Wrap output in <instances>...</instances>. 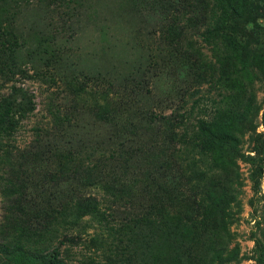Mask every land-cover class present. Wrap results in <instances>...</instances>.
Masks as SVG:
<instances>
[{"label": "rangeland", "instance_id": "obj_1", "mask_svg": "<svg viewBox=\"0 0 264 264\" xmlns=\"http://www.w3.org/2000/svg\"><path fill=\"white\" fill-rule=\"evenodd\" d=\"M184 9L185 0H0V40L9 42L0 95L22 89L34 106L0 141L7 145L0 153L16 159L25 180L22 207L29 215L19 216L51 221L56 235L80 233V245L60 246L67 264H119L123 257L128 264L185 263L193 229L184 221L195 210L170 157L172 130L155 119L180 113L196 88H207L201 68L166 39ZM202 10L184 31L191 39L202 29ZM226 23L244 71L213 94L221 100L238 90L240 114L221 118L222 126L236 124L238 139L220 152L239 179L227 209L228 252L209 264H254V238L264 236V0H238L235 10L227 8ZM17 94L11 99L19 103ZM67 160L95 170L52 183ZM254 169L255 190L248 180ZM207 188L216 199L231 190L215 180ZM73 196L98 200L114 232L107 237L88 215L64 225L55 213ZM161 201L170 214L152 215ZM3 202L0 190V239L9 232ZM107 242L117 256L105 252ZM0 264L43 262L0 254Z\"/></svg>", "mask_w": 264, "mask_h": 264}, {"label": "trees", "instance_id": "obj_2", "mask_svg": "<svg viewBox=\"0 0 264 264\" xmlns=\"http://www.w3.org/2000/svg\"><path fill=\"white\" fill-rule=\"evenodd\" d=\"M237 3L238 0H185L183 17H173L171 26L174 33L166 37L182 55L189 57L201 68V80L207 85L204 90H197L199 87L195 89L190 96V105L184 109L185 104L180 113L155 115L157 122L169 125L172 130L168 135V140L173 146L170 157L181 178L188 185L196 215L184 221L185 225L193 229L192 246L186 251L184 264H209L213 259H218L228 252L227 209L232 198L231 191L238 187L239 174L234 168L230 170L225 168L220 149L228 142L236 141L238 137L236 124L222 126L221 118L227 113L240 114L241 105L237 103L239 96L237 89L221 100H216L213 93L220 89L221 83L241 77L244 71L236 54V47L228 37L230 27L226 23L227 8L235 10ZM200 5L203 8L202 29L197 38L191 39L184 34V31L189 27L193 15L197 12L196 8ZM198 45L203 46L202 49L204 48L208 55L202 52ZM8 46V41L0 40V64H2L1 54ZM13 93L19 94V103L11 99ZM33 107L32 95H28L22 89L10 87L6 94L0 95V141L11 138L18 126L17 120L25 119L33 111ZM261 125L264 129V110L261 115ZM6 146L0 144V147ZM254 151L258 153V147H254ZM15 161L16 159L5 155L3 151L0 153V190L4 198L2 206L6 215H9L4 217L9 232H5L3 239H0V254L38 260L43 264H67L61 257L60 246L65 243L70 247L80 245L82 241L79 237L80 233L68 236L56 235L51 229L53 224L51 221L42 217L29 219L19 216L29 214L25 213L22 207L25 180L21 178L18 171L20 165L15 164ZM93 170L95 167L92 165L74 164L67 160L58 173L51 177V182L58 184L77 176H87L92 174ZM256 173L254 169L248 174V180L254 190ZM222 175L225 177H221ZM211 180H215L218 185L219 182L224 183L227 190L231 189L230 192L221 199L212 197L207 188ZM147 197L150 199L149 196ZM163 200L168 199L163 196ZM162 213L170 214L161 201L159 206L155 205L153 208L152 215H162ZM55 215H63L64 225L68 222L76 224L78 219L88 215L100 225L104 231L102 233L107 237L110 236V231L114 232L112 223L107 219L108 215H104L99 209V201L94 198L73 196ZM161 221L160 217L159 222ZM210 231L212 232L209 234ZM56 237L61 239L53 241ZM6 239L9 240L5 241ZM111 242H107L105 252L117 256ZM254 247V264H264L262 234L259 238H254ZM128 263L129 260L124 257L119 260V264Z\"/></svg>", "mask_w": 264, "mask_h": 264}]
</instances>
